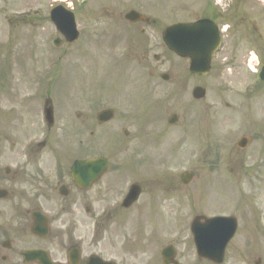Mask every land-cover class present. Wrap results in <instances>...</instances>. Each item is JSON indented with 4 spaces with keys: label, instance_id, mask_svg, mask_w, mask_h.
I'll use <instances>...</instances> for the list:
<instances>
[{
    "label": "rangeland",
    "instance_id": "374dc122",
    "mask_svg": "<svg viewBox=\"0 0 264 264\" xmlns=\"http://www.w3.org/2000/svg\"><path fill=\"white\" fill-rule=\"evenodd\" d=\"M174 1L93 0L89 4L86 0H68L66 6L75 12L79 28L90 33L86 16L90 5L92 9L101 3L119 11L134 8L157 19L161 27L193 18L166 15L164 9L172 8ZM57 2L0 0V90L12 89L17 95L15 103L29 97L30 104H42L39 74L45 67L46 86L56 78L63 88V104H93L96 109L112 107L125 113L135 103L131 93L140 87L139 81L134 83L132 68L120 65L112 69L115 59L110 50L92 39L86 44L54 47L52 41L59 33L49 11ZM255 2L259 29L253 36L264 54V0ZM152 48L163 56L155 72L167 71L172 79L143 89L139 103L157 107L159 124L166 123L170 114H178L182 123L187 122L188 132L173 152L168 140L147 144L140 152L137 139L125 146L103 139L105 128L95 130V154H106L115 162L95 190L100 191L116 177L120 179L106 193L104 207H120L129 184L139 177L152 181L147 183L144 198L131 209H119L103 225L95 226V232L103 237L101 252L119 264H162L160 250L172 243L181 264H214L197 257L191 221L197 214H231L239 224L223 264H256L259 258L264 264V82L257 76L264 63L217 64L208 75L198 78L189 73L186 60L169 54L161 45ZM57 55L62 56L60 69L54 64ZM148 72L142 69L143 85L152 81ZM10 74L13 83L7 82ZM198 84L206 87L207 94L196 101L192 89ZM124 124L116 119L106 130L111 133ZM129 124L126 127L134 132L137 123ZM181 127L180 123L173 128V145L180 140ZM247 132L253 142L239 151L236 142ZM120 161L124 165L118 171ZM190 171L195 176L185 185L180 174ZM163 173L172 174L168 185Z\"/></svg>",
    "mask_w": 264,
    "mask_h": 264
},
{
    "label": "flooded vegetation",
    "instance_id": "af4514ba",
    "mask_svg": "<svg viewBox=\"0 0 264 264\" xmlns=\"http://www.w3.org/2000/svg\"><path fill=\"white\" fill-rule=\"evenodd\" d=\"M172 4V8L164 9L166 15L192 16L187 22L204 18L211 30L219 32L221 43L212 55L213 64H247L258 54L252 52L250 44L252 33L259 29L254 18L255 0H175ZM90 9L86 16L92 30L84 32V41L95 40L110 50L115 59L113 69L120 65L132 68L134 83L139 81L140 86L131 93L135 103L123 114L114 108L113 118L102 122L98 115L108 107L53 103L57 102L54 97H60L59 90H54V96L44 90L43 104L37 105L25 100L15 103L17 95L12 89L0 95V264H95L96 256L111 260L101 252L103 239L96 238L94 225L96 218L102 217L99 212L106 193L120 179L116 177L103 190L95 188L115 162L107 156L106 172L96 182L81 178L85 185L73 177V164L96 157L97 128H105L102 138L108 141L128 145L137 139L140 152L147 144L165 140L173 152L188 132L187 122L182 123L179 116L173 124H159L157 107L139 103L143 89L150 90L154 82L155 88L160 81L169 82L163 73L155 72L161 58L152 48L157 43L158 20L149 17L132 22L126 18L127 10ZM143 68L148 69L152 80L145 85ZM50 108L52 114L48 115ZM116 119L125 124L110 133L106 129ZM130 122L137 123L134 132L126 127ZM179 122L180 140L174 146L173 128ZM136 181L141 185V198L152 181L141 177ZM111 218L112 213L105 212L97 224Z\"/></svg>",
    "mask_w": 264,
    "mask_h": 264
},
{
    "label": "water",
    "instance_id": "95a60500",
    "mask_svg": "<svg viewBox=\"0 0 264 264\" xmlns=\"http://www.w3.org/2000/svg\"><path fill=\"white\" fill-rule=\"evenodd\" d=\"M63 7H57L52 12V19L57 23L70 40L77 38L78 33L75 29L74 17L72 13L61 11ZM63 12V13H62ZM129 18L136 19L141 17L136 12H130L127 15ZM203 26H206L205 21H200L193 25H177L170 27L165 33V40L169 47L176 51L180 56L191 57L190 70L196 74H206L210 68V54L213 51V46L216 43L215 36L210 37L204 32ZM262 78L264 79V69L262 71ZM206 94V89L203 87H196L193 91L195 98H202ZM112 116V110H106L100 114V119L107 120ZM248 140H243L241 146H245ZM103 159H96L91 161L76 162L73 171L77 174L81 172L91 173L94 169V178L96 179L105 169ZM193 176L191 174H184L182 179L188 182ZM138 195L137 187L132 191V197L128 202L136 199ZM202 217H197L191 226L194 241L198 250V254L207 257L217 263L223 260L224 249L227 242L233 236L236 230L235 218H212L201 221ZM163 262L164 264L175 263L174 257L176 250L173 246H168L163 249Z\"/></svg>",
    "mask_w": 264,
    "mask_h": 264
}]
</instances>
